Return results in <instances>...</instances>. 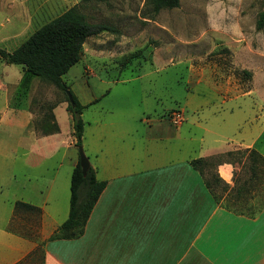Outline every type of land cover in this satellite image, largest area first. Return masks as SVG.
I'll return each mask as SVG.
<instances>
[{"label": "crops", "instance_id": "0c3cea01", "mask_svg": "<svg viewBox=\"0 0 264 264\" xmlns=\"http://www.w3.org/2000/svg\"><path fill=\"white\" fill-rule=\"evenodd\" d=\"M69 7L70 0H0V44L15 48L45 19ZM237 16L228 20L225 44L234 61L246 67L238 63V42L246 36L242 16ZM251 52L257 55L256 49ZM254 63L257 68V56ZM19 73L15 89L21 67ZM6 84L7 80L0 84L4 94ZM189 102L191 111L173 129L162 127L160 120L144 128H118L107 134V144L94 148L96 161L90 165L105 187L83 232L73 238H50L68 216V176L55 184L56 174L46 175L42 186L37 183L42 174L31 177L33 167L48 166L54 151L60 145L69 148L70 141L60 142L59 125L57 132L35 133L28 106L6 104L0 109V123L13 118L5 129L9 142L0 140V167L5 173L0 182V264L21 263L39 243H43L42 264H264V162H257V174L241 179L234 175L245 156L241 164L219 162L215 171L227 186L220 199L190 164L198 157L237 149L253 148L264 158V123L257 124V109L242 96L223 99V104L234 103L222 110L207 99ZM57 105L51 107L55 117ZM10 110L21 112L9 115ZM18 125L33 138L24 147L16 139ZM21 148L26 149L24 154H19ZM77 158L71 159L72 168ZM54 184L60 189L55 190ZM229 194L237 201L249 200L234 209L223 204ZM16 201L34 208L15 210Z\"/></svg>", "mask_w": 264, "mask_h": 264}, {"label": "rangeland", "instance_id": "374dc122", "mask_svg": "<svg viewBox=\"0 0 264 264\" xmlns=\"http://www.w3.org/2000/svg\"><path fill=\"white\" fill-rule=\"evenodd\" d=\"M73 4L79 6L88 22L107 27L86 39L79 61L62 75L71 93L84 105L80 146L91 164L96 161L94 148L107 144L109 132L132 126L144 128L158 120L162 127L173 129L182 121V115L191 111L189 100L192 99H207L206 103L215 104L222 110L234 103L223 104V99L242 96L248 106L257 109V124L264 123V27L257 29L255 23L257 13L263 8L261 0H179L177 7L161 8L156 13L152 12L147 0H70V6ZM238 13L242 16L241 26L246 37L240 41L230 39L239 41L238 63L246 67L234 61L233 53L225 44L228 20L238 18ZM0 46L14 49L13 46ZM255 49L257 55L251 52ZM132 53L134 56L130 57ZM19 71L20 65L0 59V84L7 80V86H2L6 94L0 90V109L6 104L11 107L17 104L15 82ZM32 79L29 96L26 95V101L22 103L33 112L31 128L41 134L44 128L39 121L51 106L62 102L63 106L55 108L54 120L60 128L58 139L70 141V147L60 145L48 166L32 168L31 177L44 176H37L38 185L46 175L54 173L55 184L67 181V176L70 182L71 159L78 156V146L74 144L71 113L66 109L64 92L52 83L37 77ZM20 112L10 110L8 113ZM144 118H149L148 124L142 122ZM12 120L7 118L0 123V140L4 138L3 141L9 142L5 129ZM19 121H22L20 117ZM153 125L152 130L156 127ZM45 128L48 129V125ZM17 131L16 139L22 147L33 140L30 134L22 133L23 128L19 125ZM232 151L229 155L226 152L212 155L216 158L202 167L203 178L216 172L217 159L241 164L244 156V164L235 170L234 177L237 174L236 177L241 179L252 175V171L257 174V163L252 170L246 153L240 154L238 149ZM22 152L26 149L21 148L19 154H24ZM239 165L235 163V166ZM4 176L0 167V182ZM55 184L54 189L59 190L60 186ZM249 185L252 187L253 183ZM225 187L219 181L214 186L219 199L223 197ZM248 196L252 197L253 192L250 191ZM233 198L229 194L223 204L240 209L249 200ZM42 244L39 243L37 250L19 264H42Z\"/></svg>", "mask_w": 264, "mask_h": 264}, {"label": "trees", "instance_id": "16d2710c", "mask_svg": "<svg viewBox=\"0 0 264 264\" xmlns=\"http://www.w3.org/2000/svg\"><path fill=\"white\" fill-rule=\"evenodd\" d=\"M263 8L257 13L256 28L264 27V0ZM152 12L156 13L161 8H173L179 5V0H147ZM107 27L102 24H93L86 20L85 15L80 11L77 4H73L56 17L45 22L31 32L18 46L7 50L0 46V59L8 64H16L21 67V79L18 84L17 104L22 106L32 78L37 77L43 81L54 84L64 92L67 101L66 109L71 113L72 135L74 144L81 145L83 121L81 119L82 108L84 107L71 93L68 85L62 80V75L76 62L79 61L82 53V45L89 36L95 35ZM134 56L133 53L130 57ZM129 58V57H128ZM248 73L247 71H244ZM71 96V101L69 100ZM52 107V106H51ZM50 111L44 114L39 121L44 128L42 133L58 131V125L54 120V114ZM50 120V123L48 121ZM48 125V129L45 126ZM228 151L225 154H232ZM247 154L249 167L254 170V163L264 162L255 149L240 151V154ZM220 155V154H219ZM217 155V156H219ZM216 156L198 157L190 160L193 168L203 175L202 167L209 163ZM217 159V164L220 162ZM256 174L252 171V175ZM205 184L211 188L222 182L216 172H211L209 178L204 179ZM105 187L104 180H98L95 170L90 165L85 174H82L79 160L72 168L69 183V211L66 219L55 229L50 238H73L83 232L84 224L89 213L97 200L101 190ZM19 208L33 209L30 204L16 201L15 210ZM35 248L33 252H35Z\"/></svg>", "mask_w": 264, "mask_h": 264}, {"label": "water", "instance_id": "95a60500", "mask_svg": "<svg viewBox=\"0 0 264 264\" xmlns=\"http://www.w3.org/2000/svg\"><path fill=\"white\" fill-rule=\"evenodd\" d=\"M69 100L71 101V96H69ZM78 160H79V165L81 168V172L82 174H85L87 169L90 166V162L87 158V156L85 155V153L83 152L82 146H78Z\"/></svg>", "mask_w": 264, "mask_h": 264}]
</instances>
